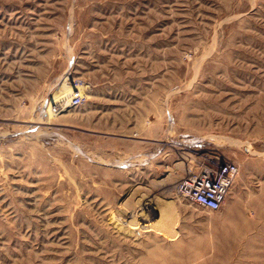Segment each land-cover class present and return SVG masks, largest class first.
<instances>
[{
	"label": "rangeland",
	"instance_id": "obj_1",
	"mask_svg": "<svg viewBox=\"0 0 264 264\" xmlns=\"http://www.w3.org/2000/svg\"><path fill=\"white\" fill-rule=\"evenodd\" d=\"M0 264H264V0H0Z\"/></svg>",
	"mask_w": 264,
	"mask_h": 264
},
{
	"label": "built area",
	"instance_id": "obj_2",
	"mask_svg": "<svg viewBox=\"0 0 264 264\" xmlns=\"http://www.w3.org/2000/svg\"><path fill=\"white\" fill-rule=\"evenodd\" d=\"M81 91L77 88L69 102H81ZM238 173L237 164L228 158L215 157L200 162L189 170L178 182L177 191L190 203L208 210H218Z\"/></svg>",
	"mask_w": 264,
	"mask_h": 264
},
{
	"label": "bare ground",
	"instance_id": "obj_3",
	"mask_svg": "<svg viewBox=\"0 0 264 264\" xmlns=\"http://www.w3.org/2000/svg\"><path fill=\"white\" fill-rule=\"evenodd\" d=\"M73 88L76 90V86H74ZM62 93H63V91H62ZM62 93L60 95H57L56 96V100L65 98V96H66V98L68 97V95H67L66 92H65V94H62ZM68 99L69 98H67L64 101H62L63 102V105L60 104V106H62V107L67 106L68 105ZM56 104H57V102H56ZM62 107H60V108H62ZM55 108H56V106H55ZM230 189L231 188H229V190ZM231 216L232 217L234 216V218L231 219V223L229 225H226V226H222L221 227L222 234L224 236L229 234L232 237V234L233 233H238V232H240V230H244V228H246L250 224V221H248L247 219H244L242 217V214H241V212L239 210L238 211L236 209L233 210L232 213H231ZM225 240H226V242L230 243L232 239L231 238L230 239L225 238ZM226 250H228V249H226Z\"/></svg>",
	"mask_w": 264,
	"mask_h": 264
}]
</instances>
